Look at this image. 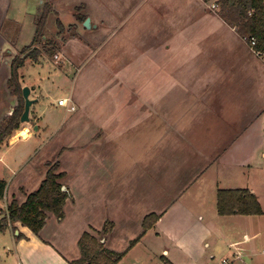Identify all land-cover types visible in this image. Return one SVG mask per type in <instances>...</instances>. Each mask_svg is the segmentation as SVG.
Returning <instances> with one entry per match:
<instances>
[{
  "label": "crops",
  "instance_id": "crops-1",
  "mask_svg": "<svg viewBox=\"0 0 264 264\" xmlns=\"http://www.w3.org/2000/svg\"><path fill=\"white\" fill-rule=\"evenodd\" d=\"M42 2L43 0H31L29 8V1H26V7L33 12L34 23L36 15L39 14L38 12L44 3ZM137 8L139 9V16L135 17V12H132V10L130 16L128 13L129 23L127 24V29L132 34V37L129 39V36H127L124 52L126 53L128 49H131L132 55H134L132 58L135 60V57L139 55L137 53L138 50L144 52L147 48L161 45L164 41V45H166L164 50L152 51L151 60H153L152 63L156 64L155 74H157V79L155 81L152 82L151 80L144 79V76L150 69L143 61L139 62L140 75L138 81H132L135 79L131 76L126 78V73L124 72V78L127 80L125 87L131 89V85H133V88H137L136 92L130 90V94H134L138 99L135 104L138 105V109L142 114L141 117L149 123L146 125L147 128L141 129L138 135V137H141L140 140H132L135 137L130 132L129 125L121 133L113 130L112 136H117L120 141L118 146L115 145L111 136V139L107 140V143H111V145L105 144L106 158H102L96 152V159H92L94 162H88L85 159L83 161H86V164H98L100 168L105 169H99L98 173L104 178L97 179L101 181L102 186L107 185L106 189L108 191L105 201L106 203L108 202L111 210L121 209L126 212L128 217L132 216V210H130L131 201L127 202L125 189H121V187L117 188V186H122V183L123 185L126 183L130 184V179L123 177L116 180L114 178L116 164H128V159L132 162L138 156L142 159V164L144 161L145 164H156L155 183H151L149 179L145 178L144 182L146 184L142 183L144 195L142 199L133 202L134 216L132 217L133 220L131 218V226L135 227L134 231H136L137 237L135 236L136 238L131 239L130 244L142 234L143 223L146 217L155 214L160 219L119 264H125L129 259H133L135 263H139V256H142L140 253L142 251L139 250L143 249L145 253L155 255L158 248H162L164 254L161 256V259L164 258L168 264H215V256L210 252L208 253V249H211L212 243L216 244L218 242L216 239V229L219 227L223 228L222 224L225 220L248 217L242 215L220 216L218 213L219 191L247 189L257 197L259 196L256 189L249 185L246 188L237 187L236 185H229L227 183L228 180L224 184L220 177V172L216 168L220 164H236L240 169H242L241 164H244V168L246 165L251 168L250 164H264V103L260 100L264 89V56L258 55L238 35L234 28L226 24L218 14L209 11L199 0H140ZM54 10L58 14L57 10ZM13 18H18V14L13 15ZM2 23L3 20L0 19V40L6 42V36L1 32ZM99 30L100 28L97 26L92 31V36L94 37L95 33ZM129 40H132L131 44ZM151 40L154 42L151 43ZM72 42H74V45H81L75 46L72 54L67 50L71 39L67 40L60 50L62 51L61 56L69 64H76L75 58L79 57L83 52L92 53L91 45L89 46L84 41ZM23 48L25 47H17L14 44L7 43L4 53L3 50H0V73L3 72L5 74L3 66L7 69L6 74L3 76V82L6 87L3 86L1 88L0 86V97H2V100H5V103L0 101V106H2L0 108V121L6 116L11 115L19 104V99L11 94L8 81L11 76V62ZM26 62L35 64L31 60ZM23 67L20 69V74L21 84L24 88L27 83L24 81L26 78H23L26 77L22 71ZM160 78H163L165 81H162L163 79ZM1 81L2 79H0V85ZM136 82L137 86L135 85ZM152 85H156V87L153 89L147 88ZM181 87H183L181 91L184 92L182 95L179 89ZM251 88L254 90L253 94L255 93L253 96L254 104L261 105L254 106L253 108L251 105L247 114L241 115L239 119L238 116L234 118L225 116L224 118L225 120L240 122L241 129L239 130L241 134L238 137L243 138V141L246 136L250 138L249 145L255 150V155L249 157L251 161L245 159L241 161H228L226 159H219V157L212 160L213 155L219 156L217 149H215L213 154L211 151L208 153L209 151L196 147L195 140L189 138L185 130L180 129V124L183 121L194 119L200 115H211V109L215 110V117H217L216 107L208 106V109L205 111L203 109L202 112L196 109L197 105H205L207 102L210 105L212 101L221 100L224 97L225 99L232 96L244 97L250 94L248 91ZM37 90L34 88V93H32L31 89L30 99L34 100V104L30 110V120L38 116V119L42 123V131L46 135H50L54 133V128L58 126L60 119L55 114L56 110H53L54 114H50L49 108L41 103ZM4 94H7L8 97L4 98ZM64 99L70 100L68 107L61 106L67 107L68 112L73 111L72 108L75 109V107L87 103L84 101H88L87 98L82 100L75 98V101L71 98ZM112 104L116 105V102L108 101V106ZM223 106L219 108H223ZM82 116L79 115L80 118ZM107 116L112 121H118L115 115H112L114 119L110 115ZM97 117L98 114L95 112L89 118L95 120ZM18 132H21V130L16 131V133L23 136L26 135L27 130L21 133ZM34 134L37 135V132L34 131ZM15 137H12L13 139L10 140L9 145L7 144L8 146L0 149V153L5 152L0 157V161L4 162V164L6 153L10 152L19 143L24 142V139L16 140ZM172 137H176L177 139L174 140ZM33 139H38V136H32ZM136 141L140 144L138 153L133 152L137 149L133 151L130 149L131 143ZM96 145L99 146L98 143ZM154 148L157 152L155 155H152ZM159 148L160 151L158 152ZM95 149L96 147L94 151ZM196 151L202 152L201 158L196 159ZM95 156L93 154L94 158ZM13 163L19 164V161L14 160ZM7 166L8 169L13 167L11 164ZM118 167L120 168L121 166L119 165ZM215 170L218 175L215 180L212 179L211 181L210 192L213 198L212 202L215 205V212L204 222V217L202 215L196 217L195 212L185 207L182 204L183 199L180 201V198L189 191L190 186L206 179ZM97 171L94 172L95 175H97ZM46 173L47 170L45 169L42 175H38L40 184L45 178ZM12 183L13 181L8 183V191L11 190L10 186ZM150 185L156 186L158 192L157 199L152 197L151 193L147 191ZM66 187L71 192L73 199L67 201L64 209L68 205H72L71 215L65 214L64 219L61 220L50 213L46 226L39 235H35L29 228L20 223L10 226L6 231L0 233V264H70L71 261L78 259L81 255L78 243L82 235L87 232L99 233L107 222H112L114 228L102 240L106 247L116 252H124L129 248L130 245L125 249H118V241L114 240L117 231L116 222L111 219L110 215L105 217L107 220H104V225L101 228H98L96 225L94 226L91 219L87 220V223L81 222L83 220L82 203L76 196L74 189L68 185ZM213 188L214 190H212ZM16 190L12 189L10 195L11 201L15 198L21 204L24 203L30 192L26 190L27 193H24L23 188H20L21 196H17L18 192ZM120 192L123 193L120 194ZM169 197L175 201L170 208L166 209L165 206H162V202L168 201ZM204 199L209 200V192ZM150 200L155 201V203L145 213L140 215V206ZM1 208L0 206V219L4 216ZM200 221H203V223ZM196 231L198 232L196 234H199L198 238L192 234V232ZM162 236L167 237L169 249L162 245ZM233 238L229 239L228 246H224L229 252L231 251L230 258L229 256L222 258L221 264H255L249 254L247 259H245L244 254V249H249L246 245H249L247 242L251 241L250 235L245 233L243 239L233 240ZM210 240L213 242L211 243ZM233 256H237V258L231 259Z\"/></svg>",
  "mask_w": 264,
  "mask_h": 264
},
{
  "label": "rangeland",
  "instance_id": "rangeland-1",
  "mask_svg": "<svg viewBox=\"0 0 264 264\" xmlns=\"http://www.w3.org/2000/svg\"><path fill=\"white\" fill-rule=\"evenodd\" d=\"M26 1L27 0H0V19L3 20L1 32L6 36V42L0 40V50H3V53L7 43L14 44L17 47H27L30 46L35 39L36 23H34V17L32 16L33 12L29 10L31 0H28L29 8L26 7ZM49 1L53 4L58 14L49 17L46 33L48 38L56 36L58 32L57 20L60 18L66 28L72 25L77 27L75 29L77 37L67 35L68 40L71 39V43L67 46V50L72 54V50L75 46H81L74 45L72 41L80 42L81 40L89 44V46L91 45L92 53L83 52L79 57L75 58L77 61L76 64H69L66 59L61 56L62 51L58 52L54 57L43 56L41 58L42 62L39 64L27 62V64H24L25 67H23L22 71L26 76L23 77L24 79L26 78L24 80L25 83H27L25 87L31 88L32 93H34V88L35 90L38 89L37 92L39 98H41V103L49 108L50 114H54L53 110H56L55 114L58 115L60 120L58 126L54 128V133L50 135H46L44 131H42V123L40 122L41 120L38 119V116L34 119L32 118L29 123H22L20 130L21 132L27 130L26 135L22 136L16 132L14 133L16 140L24 139V142L19 143L10 152L6 153L4 160L5 164L0 161V177L7 182L5 197L4 199H0V206L2 207L1 212L6 213L7 206L11 202L10 195L12 189L16 190V188L20 187L23 188L24 193L26 190L30 193L35 191L40 184L38 175H42L45 169L48 170L47 164L59 162V164H61L60 172L64 171L67 174L62 182L64 185L71 186L74 189L76 196L82 203L83 220H81V222L87 223L86 221L91 219L94 226L96 225L98 228H101L104 225V220H107L105 217L110 215L111 219L115 220L117 227L114 240L116 242L118 241L117 246L119 248H117L122 250L129 246L131 239L137 235L136 231H134L135 227L131 226V218L134 216L133 202L142 199L144 195L142 183L146 184L144 182L145 178L149 179L151 183H155L156 164H145V161L142 164V159H140L139 156L137 159L132 160V162L128 159V164H116V174L114 178L116 180L117 178L122 179L123 177H125V179H130V184L126 183L123 185L122 183V186H117V188L121 187V189H125V193H127L126 200L127 202L129 200L131 201L130 210H132V216L128 217L126 212L121 209L111 210L108 202L106 203L105 201V196H107L106 193L108 191L106 189L107 185L105 184L102 186L101 181L97 180L104 178L101 174H98L99 169L104 168H100L98 164H86V161H83V159L88 162L93 161L92 159H96V152L102 158H106L105 144L107 140L111 139L113 130L121 133L123 130H126L129 125V130L135 137L132 138V140L141 139L138 135L142 128H147L146 125L149 122L141 117L142 114L138 109V105L135 104L138 99L134 94H130V90L136 92L137 88L135 89L133 85H131L132 88L127 89V87H125V83L127 82L126 78L131 76L135 79L132 81H138L140 75L138 68L140 66L139 62L143 61L150 69L144 76V79L148 81L151 80L152 82L155 81V79H157V74H155L156 64L152 63L153 60H151V55L152 51L164 50L166 46L164 45L165 41L161 45L147 48L144 52L138 50L137 53L139 55L135 57V60L132 58L134 55H132L131 49H128L126 53L124 52L127 36H129V39L132 37V34L129 33L127 29V24L129 23L128 13L130 16L132 10V12H135V17L139 16V9L137 6L140 0ZM82 6H84V8L81 13L91 19L92 28L90 30L84 27V23H79L76 20V8ZM15 14H18V18L14 19L13 15ZM97 26H99L100 30L97 31L93 37L92 31ZM124 34L125 36H123ZM129 41L131 44L132 40ZM153 42L154 41L151 40V43ZM38 48L42 49V45L38 46ZM7 56H9V54H7ZM3 67L6 74L7 69L5 66ZM124 72L126 73V78H124ZM5 74L3 72L0 73V79H2L1 88H3V86L6 87L3 82V76ZM162 81L165 80L163 79ZM135 85L137 86V82ZM154 87H156V85L148 86L147 88L153 89ZM179 89L182 95L184 93L181 91L183 87ZM253 91L254 90L251 88V90L248 91L250 94L244 97L232 96L228 99L224 97L221 100L217 99L212 101L210 105L209 102L205 103V105H197L196 109L202 112L203 109L204 111L208 109V106L216 107L217 117H215V110L213 111L211 109V115H200L194 119L183 121V123L180 124V129L185 130L189 138L195 140L196 147L202 148L205 151L207 150L209 151L208 153L211 151L213 154L215 149H217V151H219V156L213 155L211 158L212 160L219 157V159H226L228 161H241L243 159L251 161L249 157L255 155V150L249 145V141H251L250 138L246 136L243 141V138L241 139L238 137V135L241 134L239 130L241 129L240 122L236 120L229 121L224 118L225 116L229 118L238 116L239 119L241 115L247 114L251 105L252 108L261 105L254 104L253 96L255 93L253 94ZM4 95V98L8 97L7 94ZM62 98H71L73 100L75 98L80 100L87 98L88 101H84L87 103L77 106L73 111L68 112L67 107L59 106V100ZM260 100L264 103V89L260 96ZM0 101L5 103L2 97H0ZM108 101L116 102V105L112 104L108 106ZM13 102H15V100H13ZM221 106H223V108H219ZM1 107L2 106H0V108ZM95 112H97L98 117L95 120H91L89 117ZM79 115H83L82 118H80ZM107 115H115L118 121L115 122L110 120V118L108 119ZM153 123L152 120V124ZM34 131L37 132V135L34 134ZM32 136H38V139L32 140ZM112 137L115 145L118 146L120 142L119 139L117 136ZM172 138L174 140L177 139L176 137ZM12 139L13 138L9 139L8 145ZM97 143L99 146L96 145ZM131 144V151L137 149L133 152L138 153V149H140L138 141ZM8 145H4L3 147ZM107 145H111V143H107ZM95 147L96 149L94 151ZM159 151L160 148L158 149V152ZM156 152L154 148L152 155H155ZM4 153L5 152L0 153V157ZM115 153L117 154L116 151ZM201 156L202 152L196 151V159L201 158ZM23 157L25 158L22 160ZM14 160H18L19 164H14ZM8 164H11L13 167L8 169ZM119 165L121 166L120 168L118 167ZM241 165L242 169L236 164H220L216 170L220 172V177L224 184L228 180L227 183H229V185H236L237 187L243 188L249 185L255 188L259 195V201L264 209V164H250V166H252L251 168L248 167V165H246L245 168L244 164ZM96 170H98L97 175L94 173ZM216 170L206 179L190 186L189 191L180 198V201L183 199L182 204L185 207L195 212L196 217L202 215L204 217V222L215 212V205L212 202L213 198L210 192L212 186L211 181L212 179L215 180L218 175ZM12 181L13 183L10 186L11 190L8 191V183ZM20 188L16 190L18 192L17 196H21ZM212 190H214V188ZM147 191L151 193L152 197L156 198L158 196L157 188L154 185H150ZM208 192L209 200L207 201L204 198L207 197ZM122 193L123 192H120V194ZM205 194L206 196H204ZM174 201V199L172 200L169 197L168 201L162 202V206H165L166 209L170 208ZM154 203L155 201L153 200L144 202V204L140 206V215L145 213ZM64 212L65 214L71 215L72 205H68V207L64 209ZM203 221L200 222L203 223ZM222 225L223 228L219 227L216 229V239L218 242L213 244V241L210 240L212 246L211 249H208V253L210 252L215 256V264H221L222 258L230 255L231 251L229 252L224 248L225 245H229V239L232 237H234L233 240L243 239L245 233H248L251 237V241L247 242L249 245H246L249 249L246 250L243 248L245 250V259H247L249 254L255 264H264V215L229 219L228 221L225 220ZM102 230L103 228H101V231ZM101 231H99V233ZM99 233L91 232L90 234L100 237ZM196 233L198 232H192V234L198 238L199 234ZM161 243L169 249L167 237L162 236ZM139 251H142L140 252L142 256H139V263H135L133 259H129L125 264H167L164 258L161 259V256L164 254L162 248H158L155 255L147 254L143 249ZM232 253L234 254L233 251ZM234 258H237V256H233L231 259Z\"/></svg>",
  "mask_w": 264,
  "mask_h": 264
},
{
  "label": "trees",
  "instance_id": "trees-1",
  "mask_svg": "<svg viewBox=\"0 0 264 264\" xmlns=\"http://www.w3.org/2000/svg\"><path fill=\"white\" fill-rule=\"evenodd\" d=\"M44 4L35 19L36 36L30 46L23 48L11 62V76L8 85L11 94L19 99V104L14 112L0 121V149L7 145L14 133L22 126L21 118L25 111V99L21 84L20 69L26 61L41 63L43 56L54 57L60 52L68 37H77L75 25L66 28L60 18L57 20V34L48 38L47 24L49 17L56 14L53 4L49 0H43ZM218 14L226 24L234 28L238 35L251 47L256 42L253 50L260 56H264V0H217ZM84 6L76 8V20L84 23L87 19L81 12ZM42 45V49L38 46ZM48 170L39 188L27 195L24 203L15 198L7 206L6 213L0 219V233L10 226L20 223L29 228L35 235H39L47 223L49 214H54L59 219H64V208L68 200L73 199L69 189L63 190L66 172H60L61 164H47ZM7 182L0 178V199H4ZM218 213L220 216H262L264 210L259 198L247 189L221 190L218 193ZM160 219L157 215L145 218L142 234L131 242L124 252L109 250L102 240L112 232L114 224L107 222L100 237L90 233H84L78 243L80 257L70 264H119L129 251L154 227ZM168 264V262H166Z\"/></svg>",
  "mask_w": 264,
  "mask_h": 264
},
{
  "label": "water",
  "instance_id": "water-1",
  "mask_svg": "<svg viewBox=\"0 0 264 264\" xmlns=\"http://www.w3.org/2000/svg\"><path fill=\"white\" fill-rule=\"evenodd\" d=\"M84 27L88 30L92 28L91 19L87 18L84 22ZM31 89L29 87H25L23 89V96L25 99V111L22 115L21 122L22 123H29L30 122V110L32 105L34 104V100L30 99ZM66 186H63V190H67ZM104 242V241H103Z\"/></svg>",
  "mask_w": 264,
  "mask_h": 264
},
{
  "label": "built area",
  "instance_id": "built-area-1",
  "mask_svg": "<svg viewBox=\"0 0 264 264\" xmlns=\"http://www.w3.org/2000/svg\"><path fill=\"white\" fill-rule=\"evenodd\" d=\"M201 2L212 12L216 13L218 10L217 0H201ZM256 42L253 40L251 47L255 46ZM259 55V54H258ZM70 103V100L64 99L59 101L60 106H67ZM74 110V108H72ZM227 263V262H226Z\"/></svg>",
  "mask_w": 264,
  "mask_h": 264
}]
</instances>
